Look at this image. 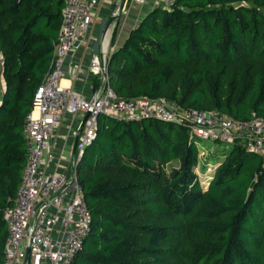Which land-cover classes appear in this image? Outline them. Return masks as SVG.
I'll use <instances>...</instances> for the list:
<instances>
[{"label": "trees", "instance_id": "1", "mask_svg": "<svg viewBox=\"0 0 264 264\" xmlns=\"http://www.w3.org/2000/svg\"><path fill=\"white\" fill-rule=\"evenodd\" d=\"M64 6L0 0V264L2 211L18 195L25 120L50 72ZM108 61L109 84L123 99L264 118V0L155 7ZM201 153L184 127L101 116L78 167L91 224L72 264H264V160L233 145L204 190Z\"/></svg>", "mask_w": 264, "mask_h": 264}, {"label": "built area", "instance_id": "2", "mask_svg": "<svg viewBox=\"0 0 264 264\" xmlns=\"http://www.w3.org/2000/svg\"><path fill=\"white\" fill-rule=\"evenodd\" d=\"M124 1V7L116 8V16L127 13V2L145 3ZM156 1L167 10L178 2ZM64 2L51 69L36 90L32 111L25 120L27 164L18 195L13 205L2 211L8 230L4 264H72L82 251L90 233L91 213L80 186L78 167L97 139L101 116L122 122L160 120L186 128L191 138L238 145L264 160V118L254 114L252 119L240 121L218 111L183 108L167 98L123 99L109 84V54L105 49L102 56L95 54L90 61L91 73L102 76L105 83L98 95L86 99L63 86L66 58L83 44L99 0ZM66 114L86 115L73 131L77 143L67 161L64 151L57 154L51 146L57 125Z\"/></svg>", "mask_w": 264, "mask_h": 264}, {"label": "crops", "instance_id": "3", "mask_svg": "<svg viewBox=\"0 0 264 264\" xmlns=\"http://www.w3.org/2000/svg\"><path fill=\"white\" fill-rule=\"evenodd\" d=\"M124 4V0H99L93 10V23L83 37V44L66 58L63 68L65 78L62 85L71 88L86 99L94 98L103 88V77L93 75L90 71V61L93 55L102 56L105 49L110 56L125 43L130 32L143 18L155 7L160 6V4L157 5L156 0H145L144 4L127 2V13L116 16V8L124 7ZM112 17L114 21L110 23ZM5 90L6 83L0 73V105ZM85 116V114L75 117L69 114L63 116L57 125L56 137L51 143L57 154L64 151V158L69 159L68 153L75 149L77 143L73 131L85 119Z\"/></svg>", "mask_w": 264, "mask_h": 264}, {"label": "rangeland", "instance_id": "4", "mask_svg": "<svg viewBox=\"0 0 264 264\" xmlns=\"http://www.w3.org/2000/svg\"><path fill=\"white\" fill-rule=\"evenodd\" d=\"M197 144L202 152L200 154L201 161L197 168V173L204 190L207 189L208 183L211 181V175L218 163H222L225 157L232 151L233 145L225 143H215L208 140L197 139ZM67 161V159H64ZM177 164V163H176ZM174 164V166H176ZM207 164L208 167H205ZM209 164V165H208ZM173 164H170L168 170H171ZM212 169V170H207Z\"/></svg>", "mask_w": 264, "mask_h": 264}, {"label": "water", "instance_id": "5", "mask_svg": "<svg viewBox=\"0 0 264 264\" xmlns=\"http://www.w3.org/2000/svg\"><path fill=\"white\" fill-rule=\"evenodd\" d=\"M120 6H121V4H120ZM114 21V17H112V19L110 20V23H112ZM105 86V83L103 84V87ZM87 117H88V115H87ZM30 259V253H28V255H27V260H29Z\"/></svg>", "mask_w": 264, "mask_h": 264}]
</instances>
